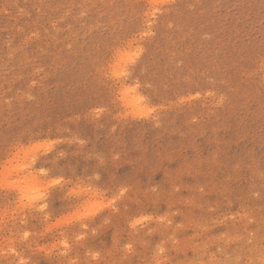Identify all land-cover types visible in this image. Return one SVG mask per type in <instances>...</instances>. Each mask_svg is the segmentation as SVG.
<instances>
[{
    "label": "rangeland",
    "instance_id": "rangeland-1",
    "mask_svg": "<svg viewBox=\"0 0 264 264\" xmlns=\"http://www.w3.org/2000/svg\"><path fill=\"white\" fill-rule=\"evenodd\" d=\"M0 264H264V0H0Z\"/></svg>",
    "mask_w": 264,
    "mask_h": 264
},
{
    "label": "bare ground",
    "instance_id": "bare-ground-1",
    "mask_svg": "<svg viewBox=\"0 0 264 264\" xmlns=\"http://www.w3.org/2000/svg\"><path fill=\"white\" fill-rule=\"evenodd\" d=\"M18 188H20V187H18Z\"/></svg>",
    "mask_w": 264,
    "mask_h": 264
}]
</instances>
